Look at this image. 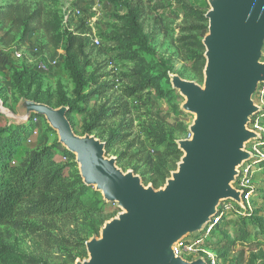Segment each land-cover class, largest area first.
Here are the masks:
<instances>
[{"label": "rangeland", "instance_id": "1", "mask_svg": "<svg viewBox=\"0 0 264 264\" xmlns=\"http://www.w3.org/2000/svg\"><path fill=\"white\" fill-rule=\"evenodd\" d=\"M15 1L0 0V6ZM19 1L31 3L32 7L42 4L45 8L44 19L57 16L59 25L56 34H59L61 41L58 46H55L50 41V36L40 29L39 32L30 33L28 40L23 43L20 30L11 24L0 22V43L7 49L5 54L0 55V128L20 124L29 125L32 122V133L25 140V146L35 149L53 145L56 159L59 162H67L68 159L63 154L66 147L60 142L57 130L51 127L46 117L36 116L33 113L29 118L22 119L18 106L22 99L35 100L34 97H38L42 103L49 102V105L53 107L62 106L59 105L61 100L74 102L77 106L84 108L83 112L74 110L70 115L77 134L95 135L105 143L116 134L125 136L123 141L107 152L108 157L115 158L118 166L124 171H134L133 167H138L142 171L147 170L154 165L157 156H160L165 149L166 143L156 145L153 130L158 126L149 118L158 120L162 125L165 124L166 131L172 128L178 140L191 138L190 126L195 120V114L183 108L186 97L174 88L172 76L180 75L183 79L204 86L205 76L200 77L193 69V61L189 54L193 46L188 45V41L184 40L191 34L195 35L196 31L190 29L192 21L185 17L182 3H189L203 11L205 16L210 9L209 3V7H205L202 0ZM135 7L139 8V21L144 32L151 37L150 44L153 52L143 53L150 64V73L153 75L166 73L169 80L165 78L162 80V91L174 93L160 96L155 89H152L150 103L131 99L132 112L102 119L95 125L101 108L128 100L123 95L122 89L138 82V78L132 75L134 63L125 58L119 41L114 37L123 33L121 28L127 25L126 19H120V17L128 16ZM203 26L205 29L200 34L202 38L208 34L206 26H209V20L203 23ZM70 37H74L76 41L82 39L85 44V52L92 63L88 70L94 72L98 78V83L93 89L106 83L104 87L107 91L96 95L89 102L76 99V83L66 61V46ZM95 38L99 40V43L94 42ZM15 50L26 51L29 57L17 59ZM49 60H57V63L46 72L40 71L38 64ZM19 76L22 77L20 81ZM89 88L86 87V90L88 91ZM255 100H259L256 95ZM259 103L264 112V102L259 101ZM179 122L182 126H178ZM261 123L264 127V117ZM148 136L152 139H148ZM77 165L79 168L78 163ZM170 177L171 175L168 178ZM249 185L250 189H253L254 203L246 208L250 211L257 210V214L264 216L263 168L258 166L254 168ZM164 186L165 184L161 187ZM94 189L96 190V187ZM107 203L109 206L106 211L112 215L106 221L117 217L123 211L118 203ZM243 210L237 213L229 211L226 215L229 221L220 226V229L229 236V241H225L222 234L217 231L218 241L212 243L210 240V245L204 246V250L211 254L215 264H264V232L251 225L249 226L250 240L247 243L237 238L236 230L246 209ZM90 231L86 223L79 227L70 218L57 219L52 233L58 238L69 241V244L65 243V247L50 248L44 245L35 234L13 226L0 225V247L5 249L6 255V260L0 261V264H32L36 261L40 264H64L65 255L71 250L77 255L76 262L87 260L89 253L86 242L101 236V229L99 233H90ZM82 239H87L86 254L81 253L74 244ZM198 255L202 256L196 253L193 254V258ZM203 257L208 261L206 255Z\"/></svg>", "mask_w": 264, "mask_h": 264}, {"label": "water", "instance_id": "2", "mask_svg": "<svg viewBox=\"0 0 264 264\" xmlns=\"http://www.w3.org/2000/svg\"><path fill=\"white\" fill-rule=\"evenodd\" d=\"M207 1L204 86L172 76L195 120L191 138L177 140L183 156L164 187L146 186L135 171L120 168L95 135L77 134L67 106L19 103L22 116H45L57 130L84 183L123 209L86 242L89 258L75 264H209L203 256L177 255L175 245L202 232L222 202L244 206L236 182L253 157L248 144L262 137L249 125L263 111L255 93L264 84V0Z\"/></svg>", "mask_w": 264, "mask_h": 264}, {"label": "trees", "instance_id": "3", "mask_svg": "<svg viewBox=\"0 0 264 264\" xmlns=\"http://www.w3.org/2000/svg\"><path fill=\"white\" fill-rule=\"evenodd\" d=\"M202 2L205 7H209L207 0H202ZM182 10L185 12V17L192 21L190 29L196 31L195 35L191 34L184 38L188 41V45L193 46V49L189 51L190 58L193 61V69L200 77H203L206 65V48L200 34L205 29L203 23L207 22L208 19L203 11L187 2L182 3ZM44 17L45 8L40 3L32 7L31 3L16 0L10 4L0 6V22L11 24L17 30H20L23 43L28 40L30 33L39 32L40 29H43L50 36V41L58 46L61 41L59 34H56L59 25L58 18L55 16L54 18L44 19ZM120 19H126L127 25H125V28H121L123 33L114 37L115 40L119 41L125 58L134 63L132 75L138 78V82L122 89L123 95L128 100L123 103L117 101L118 103L114 106L102 107L95 125L102 119L114 118L132 112L131 99L150 103L152 89H155L160 96L174 93L162 91V80L164 78L167 81L169 80L166 73L158 75L150 73V64L143 53L150 54L153 52L150 44L151 37L144 32L140 24L139 8L135 7L128 13V16H122ZM66 52L67 66L76 83V99L89 102L96 95L105 93L107 91L104 87L105 82L93 89L94 85L98 83V78H96L94 72L88 70L92 63L85 52L83 40L76 41L74 37H70ZM21 79L22 77L19 76V81ZM86 87H90L88 91ZM33 99L42 102L38 97ZM47 104L50 103L47 102ZM59 105L69 106L67 116L73 125L74 121L70 117L71 113L74 110L84 111L83 107L66 100H61ZM149 119H152L151 121L158 126L153 130L156 145L166 143V146L162 154L157 156L152 167L143 171L138 167H133V169L136 174H141L146 185L151 183L158 189L166 183L171 172L177 169L183 152L178 146V137L172 128H167L166 131L165 124H160L161 122L154 120V118ZM180 125L182 126L181 122L178 123V126ZM32 129V122L29 125L20 124L0 128V225L13 226L35 234L44 245L50 248L65 247V243L69 244V241L58 238L52 233L57 219L70 218L79 227L86 223L90 227V233H99L101 225L112 215L106 211L109 206L108 203L99 191L84 183L73 153L64 149L63 154L68 161L59 162L56 159L53 145L35 149L26 147L24 143L32 133ZM148 137V139L151 138V136ZM124 139L125 136L122 134H116V136L109 138L106 141L107 152ZM255 142L264 150V136ZM245 166H250L252 170L257 166L264 169V156L254 155L249 161L245 162ZM250 203H254L253 193ZM245 205H247L246 201ZM236 209L244 211V208L240 206H236ZM245 209L236 231L238 240L247 243L250 240L249 226H255L264 232V216L257 214V210ZM226 217L219 219L212 232L205 237L204 243L206 245H210V240L212 243L218 241L217 231L222 234L225 241L229 239L226 232L220 229L223 223L229 221ZM202 236L203 234H200L197 237ZM86 240L82 239L74 243L83 254H86ZM76 259L77 255L73 254L71 250L65 255L64 264H74ZM2 260H6V255L5 249L0 247V261ZM208 262L211 264L210 261ZM32 264L40 263L36 261Z\"/></svg>", "mask_w": 264, "mask_h": 264}, {"label": "built area", "instance_id": "4", "mask_svg": "<svg viewBox=\"0 0 264 264\" xmlns=\"http://www.w3.org/2000/svg\"><path fill=\"white\" fill-rule=\"evenodd\" d=\"M94 42L99 43V40L97 38L94 39ZM7 52V49L0 43V55H3ZM15 57L17 59H27L29 57V54L26 51L22 50H15ZM57 63V60H49V61H42L38 64V69L42 72H46L50 69L51 66H54ZM256 96L259 97V100L256 102L261 106L259 101L264 102V84H259L256 89ZM262 107V106H261ZM263 108V107H262ZM263 117V111L257 115H255L252 118V121L250 122V128L257 131L261 134V136H264V127L261 123V119ZM262 138V137H261ZM260 138V139H261ZM259 140V139H257ZM255 140V141H257ZM255 141L249 146H247V149H249L253 156L259 155L264 156V150L261 148L259 144H257ZM252 169L250 166H245V164L241 168V173L237 179L236 186L243 190V200H244V206H240L242 208H246V206L249 207L251 196L253 193V189H250V176L252 173ZM245 201L247 205H245ZM236 206H239L234 201H225L222 202L218 207V213L216 216H214L210 223H208L202 232H200L197 235H193L192 238H189L190 236L182 239L175 245V252L177 255H181L186 259L193 258V254H200V255H206L208 257V261H210L211 264H215L214 259L211 257V254L208 252L206 253V250H204V246L206 244L204 243L205 237L208 236L212 230L214 229L215 225L219 222V219H222L224 216H226L229 211L233 212H240V210L236 209ZM203 234L202 237H197L198 235ZM199 256V255H198ZM209 263V262H208Z\"/></svg>", "mask_w": 264, "mask_h": 264}, {"label": "bare ground", "instance_id": "5", "mask_svg": "<svg viewBox=\"0 0 264 264\" xmlns=\"http://www.w3.org/2000/svg\"><path fill=\"white\" fill-rule=\"evenodd\" d=\"M24 118H26V115H23V116H22V119H24Z\"/></svg>", "mask_w": 264, "mask_h": 264}]
</instances>
